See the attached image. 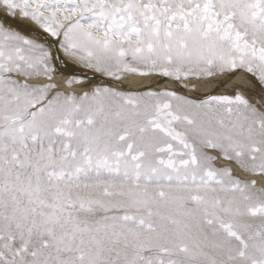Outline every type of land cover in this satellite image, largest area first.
I'll use <instances>...</instances> for the list:
<instances>
[{
  "label": "snow or ice",
  "instance_id": "snow-or-ice-1",
  "mask_svg": "<svg viewBox=\"0 0 264 264\" xmlns=\"http://www.w3.org/2000/svg\"><path fill=\"white\" fill-rule=\"evenodd\" d=\"M0 264H264V0H0Z\"/></svg>",
  "mask_w": 264,
  "mask_h": 264
}]
</instances>
